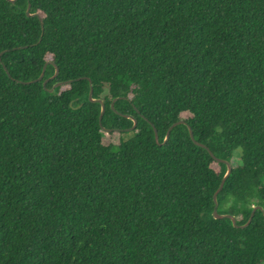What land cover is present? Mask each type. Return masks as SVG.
<instances>
[{
	"label": "trees",
	"instance_id": "trees-1",
	"mask_svg": "<svg viewBox=\"0 0 264 264\" xmlns=\"http://www.w3.org/2000/svg\"><path fill=\"white\" fill-rule=\"evenodd\" d=\"M0 264H264V0H0Z\"/></svg>",
	"mask_w": 264,
	"mask_h": 264
},
{
	"label": "water",
	"instance_id": "water-1",
	"mask_svg": "<svg viewBox=\"0 0 264 264\" xmlns=\"http://www.w3.org/2000/svg\"><path fill=\"white\" fill-rule=\"evenodd\" d=\"M7 1L10 2L11 4H14L16 0H7ZM30 8H31V5L28 4V5H27V8H26V12H25V13H26V16H28V17H39L37 13L31 14V13H30ZM40 24H41V30L43 31V29H44V24H43V21H42L41 19H40ZM39 41H40V40H39ZM21 48H25V47H19L18 49H21ZM2 53H3V52H2ZM48 63H49V62H47V63L43 66L42 72H41V74L39 75L38 78H36L35 80L30 81V82H21V83L27 85V84L38 83V82L42 81V79H43V77H44V73H45V68H46V66H47ZM4 70H5L6 74H7V76L10 77L9 72L7 71V69H6L5 66H4ZM57 74H58V70L56 69L55 74H54L50 79L55 78V77L57 76ZM50 79L44 80V81H43V86H45L46 83H47V81H49ZM83 79H87V80L89 81V84H90L89 94H88V100H89L90 102H94V103L97 102V103H99L100 106H101V111H100L99 118H98V120H99V125L101 126L102 117H103L104 112H105V105H104V103H103L101 100L93 99V87H92V84H91L90 79L85 78V77H82V78H78V79H76V81L83 80ZM72 82H73L72 80L65 81V82H60V83L55 84V85H54V88L59 87V86H62V85H65V84H70V83H72ZM51 91H52V90H50V92H51ZM115 101H116V99H114L113 102L111 103V109H113V103H114ZM124 117L129 118V119H131V120L133 121V125H132L130 128L126 129L125 131H127V132L133 131V130L136 128L137 120L134 119L133 117H131V116H127V115H124ZM182 124H184V121H177V122L173 123V124L168 128V130H167V132H166V135H165V139H164V141H163L162 143L159 142V137H158L157 130H156L155 127L153 126L154 138H155V142H156V144H157V145H163V144H165V143L167 142L169 136H170V132H171V130H172L174 127H176V126H178V125H182ZM103 131H104L105 133H107V134L112 133V132H120L119 129H103ZM188 131H189V137H190V139L192 140V142H193L196 146L201 147V148H204L205 150H207L208 153H209V155L214 159V161H216L217 163H222V164L226 165V167H227V171H226V173H225V175H224V177H223V179H222V181H221V183H220L218 189L216 190V192H215L214 195H213L214 209H213V213H212V214H213L214 219H230L231 222H232L233 227H235V228H241V229L246 228V227L251 223V221H252V219H253V216H254L255 212H256L257 210H261V211H262V208H261L260 206H255V207L252 209L251 213H250V216H249L248 221H247L244 225H241V226H239V225L236 224V218H235L234 216H232V215H230V214H225V215L218 214V212H217V208H218L217 196H218V194L220 193V191L222 190L223 185H224L226 179H227V178L229 177V175L231 174V171H232V165H231L230 162H228V161H226V160H222V159L216 158V157L213 155V153H212V152H211V151H210L205 145L198 143V142L194 139L193 131L191 130L190 127H188Z\"/></svg>",
	"mask_w": 264,
	"mask_h": 264
},
{
	"label": "rangeland",
	"instance_id": "rangeland-1",
	"mask_svg": "<svg viewBox=\"0 0 264 264\" xmlns=\"http://www.w3.org/2000/svg\"><path fill=\"white\" fill-rule=\"evenodd\" d=\"M48 60H49V58H48ZM187 117H189V115L188 114H183L182 115V118H187ZM118 134L117 133H111V134H107V133H105V135H104V138H103V143L104 144H118ZM213 168L216 170V171H218V166L217 165H213Z\"/></svg>",
	"mask_w": 264,
	"mask_h": 264
}]
</instances>
